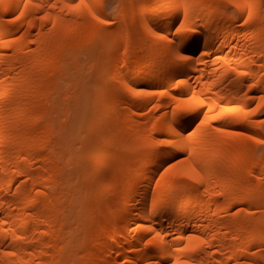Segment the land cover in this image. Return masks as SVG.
<instances>
[{
	"label": "bare ground",
	"instance_id": "6f19581e",
	"mask_svg": "<svg viewBox=\"0 0 264 264\" xmlns=\"http://www.w3.org/2000/svg\"><path fill=\"white\" fill-rule=\"evenodd\" d=\"M129 1L0 0V264H264L262 2Z\"/></svg>",
	"mask_w": 264,
	"mask_h": 264
},
{
	"label": "snow or ice",
	"instance_id": "6c2138e0",
	"mask_svg": "<svg viewBox=\"0 0 264 264\" xmlns=\"http://www.w3.org/2000/svg\"><path fill=\"white\" fill-rule=\"evenodd\" d=\"M29 2L30 0H25L24 3V8H28L29 6ZM227 2L232 5L233 7L237 8V9H241L243 10L244 7L248 8V12H247V19L244 20V23H248V21L252 18V4L250 2V0H227ZM84 4V0H77V2L75 3H67L65 2L64 4V8L67 9L68 11H74L78 8H80L82 5ZM57 6L56 3H52L49 5L50 8H55ZM64 9H62L63 11ZM25 15V12L23 10L20 11L19 15L15 16L13 19L14 20H19L22 16ZM41 19H45L46 17H40ZM93 19L98 20V22L100 24H106L109 23V21L104 20L99 18L98 16L93 15ZM177 31H179V29H177ZM159 39H164V37L162 35L158 36ZM188 57L186 55H179L177 57L178 61H184L187 60ZM240 75H246V73H240ZM250 89L254 88L255 85L249 84L248 86ZM132 95L133 96H141V95H148V96H153V95H160L163 96L165 95V91H159V92H153V91H145L142 89H132ZM254 96H250L249 99H253ZM258 99L261 102H264V94L258 95ZM191 98H188L187 100H183L182 103L187 105L190 103ZM201 103H203V101H201ZM177 107H180L179 105ZM264 109V103H260L257 104L255 108L249 106L247 108H243L240 107L238 105H232V106H224L221 105L220 107V111L216 114L213 115H208L207 113H205V121L211 120V121H218L224 118H228V117H239V115L241 113H243L245 116H254L255 113L259 110ZM202 121V122H205ZM260 124L262 126H264V119L260 120ZM217 132L223 133L226 131V129L222 128V127H217L216 128ZM249 140H254L257 144H264V140L261 139H257L253 136H248L247 137ZM165 141H161V143H164ZM172 167H175V165H172ZM191 178V177H190ZM199 182V181H197ZM197 239H199V237H197ZM152 241L149 240L148 244H151ZM201 243H203V241H201ZM147 246V245H146ZM177 251L179 252H186V251H191V249L188 248H177ZM7 255L11 256L14 255V253L8 252L6 253ZM176 264H187V261H177Z\"/></svg>",
	"mask_w": 264,
	"mask_h": 264
},
{
	"label": "rangeland",
	"instance_id": "374dc122",
	"mask_svg": "<svg viewBox=\"0 0 264 264\" xmlns=\"http://www.w3.org/2000/svg\"><path fill=\"white\" fill-rule=\"evenodd\" d=\"M261 2H262V5H263V7H264V0H260ZM103 2H104V5H105V9H106V11L111 15V16H113L114 14H116L117 13V10H118V7L117 6H119L118 4H120V3H127V5H128V8H129V11L130 12H134V11H136V9L138 8V4L136 3V2H134V1H129V0H103ZM223 3L225 4V6L230 10V9H232V7L226 2V1H223ZM137 24H138V22H137V20H131V21H127V23H126V27L128 28V30H129V33L131 34V36L134 38V39H136L137 41L139 40V38H140V36H141V31L139 30V29H137ZM82 58H85V57H82ZM86 59V58H85ZM85 59H83V60H85ZM83 60H81V62H84L85 63V61H83ZM87 61V60H86ZM84 63H82V65L84 64ZM86 64H87V62H86ZM86 64H84V69H86L85 68V66H86ZM81 66V65H80ZM87 67V66H86ZM80 69H82V68H80ZM82 71H83V73H85L86 71L85 70H81L80 72L82 73ZM85 71V72H84ZM72 82H74V81H72ZM72 82H69V84H72ZM75 84H76V82H74ZM75 84L73 85H70V89L72 90L73 89V87L75 86ZM78 93H76V95H77ZM81 93H79V95H80ZM78 96V95H77ZM81 96V95H80ZM87 97V96H86ZM84 98V97H83ZM80 100H79V103L77 102L78 100H76V101H74L75 102V104H77L78 105V107H76L77 105H75V104H73L74 102H72L71 100H72V98H71V105H72V107L73 108H70V105H69V108H70V110H72V109H74L75 107L76 108H78V110L76 109V111H77V114H78V112H79V114H78V118L80 119L81 117H82V114H81V112L82 111H84V108L85 107H87V105H89V103L91 102V99H89L88 97L86 98V99H84L83 101H81V97L79 98ZM89 99V100H88ZM87 100V101H86ZM69 101V102H70ZM77 102V103H76ZM72 111H74V110H72ZM70 112V114L71 115H73V113L74 112ZM83 113V112H82ZM75 115V114H74ZM77 116V115H76ZM259 120H261V119H264V109H262V110H260L259 111ZM73 118H74V123H76L75 125H74V123H73V125H74V127H73V125H71L74 129H72V130H75L74 132H76L77 130H76V128L79 126V122L78 121H76L77 120V118H76V120H75V117H72V120H71V118H70V120H71V122L73 121ZM70 120H68L69 122H70ZM70 122V123H71ZM72 124V123H71ZM68 125H69V123H68ZM261 125V124H260ZM68 129L70 130V128L68 127ZM260 129H261V131L262 132H264V126H260ZM71 130V131H72ZM73 132V131H72ZM73 132V133H74ZM73 138L72 139H70V144L73 146V144L74 145H76L77 143V137H76V135H74L73 134V136H72ZM69 141V140H68ZM264 149V145L263 144H257L256 143V154H259L260 152H262V150ZM254 250H256V252L258 251V247L256 246V247H254Z\"/></svg>",
	"mask_w": 264,
	"mask_h": 264
}]
</instances>
